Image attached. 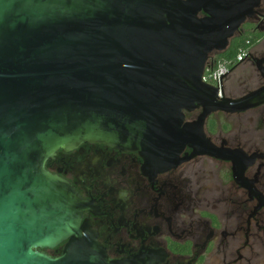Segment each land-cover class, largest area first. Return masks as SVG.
Segmentation results:
<instances>
[{"label": "water", "instance_id": "95a60500", "mask_svg": "<svg viewBox=\"0 0 264 264\" xmlns=\"http://www.w3.org/2000/svg\"><path fill=\"white\" fill-rule=\"evenodd\" d=\"M261 2L0 0V264H119L81 229V197L46 169L60 149L106 144L166 171L188 146L190 158L231 161L244 184L245 155L215 147L205 122L264 104V87L220 97L203 77ZM66 241L62 256L44 252Z\"/></svg>", "mask_w": 264, "mask_h": 264}, {"label": "flooded vegetation", "instance_id": "af4514ba", "mask_svg": "<svg viewBox=\"0 0 264 264\" xmlns=\"http://www.w3.org/2000/svg\"><path fill=\"white\" fill-rule=\"evenodd\" d=\"M247 28L263 38L242 64L246 71L239 80L230 85L231 75L225 78L228 98L264 87L259 70L261 62L264 66V0L239 33ZM202 113V108L186 112V122L198 121ZM205 134L215 147L245 155L243 185L231 161L190 158L194 150L188 146L181 154L188 159L166 171L148 165L136 151L95 142L58 150L46 169L81 197V229L92 232L109 262L264 264V205L249 189L264 199V104L242 113L211 114ZM67 243L44 252L60 257Z\"/></svg>", "mask_w": 264, "mask_h": 264}, {"label": "trees", "instance_id": "16d2710c", "mask_svg": "<svg viewBox=\"0 0 264 264\" xmlns=\"http://www.w3.org/2000/svg\"><path fill=\"white\" fill-rule=\"evenodd\" d=\"M262 38V34L254 33L247 28L245 32H240L230 41L226 51L212 55L207 69H216L220 63H226L230 69V75L234 74L243 64L237 61L241 50L250 53L259 45ZM215 124L216 121L211 122V126Z\"/></svg>", "mask_w": 264, "mask_h": 264}, {"label": "built area", "instance_id": "2783aa9c", "mask_svg": "<svg viewBox=\"0 0 264 264\" xmlns=\"http://www.w3.org/2000/svg\"><path fill=\"white\" fill-rule=\"evenodd\" d=\"M249 55L248 52H246L245 50H241L238 58H237V61L240 63H244L245 60L247 59L246 57ZM246 58V59H245ZM245 59V60H244ZM229 72V73H228ZM228 73V74H227ZM230 69L228 67V65L226 63H220L216 69H206V72L204 74V77H203V81L208 84V85H211L215 88H218L220 93H219V96L221 97L222 94H221V90L223 88V84H224V80L227 76L230 75ZM225 75L222 79H221V76L222 75ZM221 81H222V84H221Z\"/></svg>", "mask_w": 264, "mask_h": 264}, {"label": "rangeland", "instance_id": "374dc122", "mask_svg": "<svg viewBox=\"0 0 264 264\" xmlns=\"http://www.w3.org/2000/svg\"><path fill=\"white\" fill-rule=\"evenodd\" d=\"M246 69L244 67V65H242L234 74H232L230 76V80H229V84L231 85L232 83L236 82L239 80V78L241 77V75H243V72H245Z\"/></svg>", "mask_w": 264, "mask_h": 264}]
</instances>
